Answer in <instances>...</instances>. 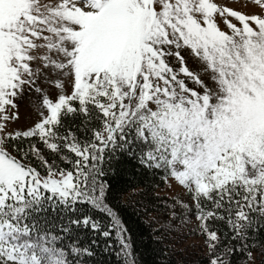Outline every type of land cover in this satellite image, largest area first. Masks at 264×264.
I'll use <instances>...</instances> for the list:
<instances>
[{
	"label": "snow or ice",
	"instance_id": "1",
	"mask_svg": "<svg viewBox=\"0 0 264 264\" xmlns=\"http://www.w3.org/2000/svg\"><path fill=\"white\" fill-rule=\"evenodd\" d=\"M0 264H264V0H0Z\"/></svg>",
	"mask_w": 264,
	"mask_h": 264
},
{
	"label": "trees",
	"instance_id": "2",
	"mask_svg": "<svg viewBox=\"0 0 264 264\" xmlns=\"http://www.w3.org/2000/svg\"><path fill=\"white\" fill-rule=\"evenodd\" d=\"M128 220L129 226L132 229L133 236L137 240L138 243L141 242L143 239L144 241H147V237L149 234V228L146 221L148 217L138 218L137 216L133 215L131 213V210L129 209L128 213L125 217ZM141 251H144L143 248L140 249ZM145 256L147 259L151 260L150 253H145ZM173 259H176V257H173Z\"/></svg>",
	"mask_w": 264,
	"mask_h": 264
},
{
	"label": "rangeland",
	"instance_id": "3",
	"mask_svg": "<svg viewBox=\"0 0 264 264\" xmlns=\"http://www.w3.org/2000/svg\"><path fill=\"white\" fill-rule=\"evenodd\" d=\"M237 6H239V4H242L244 2V0H235Z\"/></svg>",
	"mask_w": 264,
	"mask_h": 264
}]
</instances>
